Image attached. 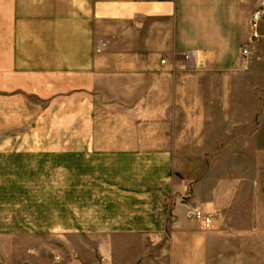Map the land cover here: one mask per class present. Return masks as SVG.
Listing matches in <instances>:
<instances>
[{"label":"crops","instance_id":"obj_1","mask_svg":"<svg viewBox=\"0 0 264 264\" xmlns=\"http://www.w3.org/2000/svg\"><path fill=\"white\" fill-rule=\"evenodd\" d=\"M25 1L0 27V71L53 96L69 134L0 137V264H239L237 188L214 165L175 163L221 159L227 122L192 99L207 75L221 79L224 40L185 33L251 27L260 0ZM193 48L203 55L190 69ZM192 208L219 214L213 227L188 219Z\"/></svg>","mask_w":264,"mask_h":264},{"label":"rangeland","instance_id":"obj_2","mask_svg":"<svg viewBox=\"0 0 264 264\" xmlns=\"http://www.w3.org/2000/svg\"><path fill=\"white\" fill-rule=\"evenodd\" d=\"M23 1L0 0V27H15L12 20L18 16L16 5ZM210 28L211 31H188L185 37L191 44L197 45L204 43L205 36H210L211 39H207L210 43L218 35L224 40L225 46L220 49V54L227 63L211 69L222 72L221 79H212L207 75L202 82L205 95L192 97L207 107H217L210 114L227 121L217 129L220 132L221 159H178L175 163L179 171L188 167L195 174L210 170L214 165L221 173L222 183L237 188V199L233 201L236 208L231 209L229 215L240 216L246 222L228 226L248 230L246 240L238 241V263L264 264V19L258 22V37L251 38V27H236L234 30L231 27ZM0 47L2 67L5 50L1 42ZM245 48L247 54L242 52ZM199 50L197 56H202L203 49ZM233 53L240 58L238 66L230 62ZM53 103V96L23 93L20 79H8L0 71V137L69 134L68 121L62 120L63 113L52 111ZM234 131L237 142L232 138L234 142L228 144L227 140ZM0 163H5V160H0ZM237 178L238 184L235 185ZM211 215L212 222L219 216L215 213Z\"/></svg>","mask_w":264,"mask_h":264},{"label":"built area","instance_id":"obj_3","mask_svg":"<svg viewBox=\"0 0 264 264\" xmlns=\"http://www.w3.org/2000/svg\"><path fill=\"white\" fill-rule=\"evenodd\" d=\"M264 19V0H260L257 7L254 9L251 15V38L252 37H258V32H257V25L258 22ZM244 54L248 53V50L245 48L242 51ZM184 61L185 64L188 68H191L194 66L196 57H197V52L195 49H187L184 51ZM162 64L165 63V59H162L160 61ZM186 217L190 220L197 221L201 224L202 228L205 230H209L213 227V222H212V215L203 212L199 208H192L189 209L186 212Z\"/></svg>","mask_w":264,"mask_h":264}]
</instances>
